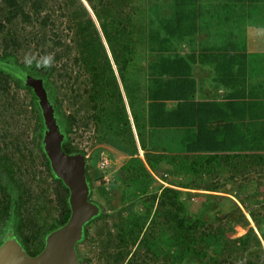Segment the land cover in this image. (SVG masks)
<instances>
[{"label": "trees", "instance_id": "obj_1", "mask_svg": "<svg viewBox=\"0 0 264 264\" xmlns=\"http://www.w3.org/2000/svg\"><path fill=\"white\" fill-rule=\"evenodd\" d=\"M0 1L2 3L0 6V20L2 21V23L0 22V33L7 31L3 43L4 51H0V98L4 99V101L7 99L6 103L8 102L9 104V98L14 88L15 90L25 91L30 96L27 104L24 103L20 106V113L24 117L23 120L29 124L30 129L33 127L32 135L36 150L47 173V176H42L39 180L41 185H39L38 194L36 195L37 207H33L31 206L33 193L30 185L25 180L27 172L25 171V174L22 172L21 167L18 165L19 159L13 158L14 160L9 161L7 158L8 154H5L0 148V247L6 239L12 238L30 256H38L45 249L48 237L64 227L72 213L70 190L62 179L54 173L45 150V137L48 131L40 97L38 96L37 89L39 87L47 93L48 100L54 110L57 125L64 137L62 143L64 152L69 156L84 159L87 162V182L91 190L90 200L99 208V213L86 225L84 242L97 241L102 250V257L107 264H125L124 261L130 254V246L138 243L140 235L144 232V225L147 220L126 222L121 217L116 220L114 215L106 212L107 207L104 204L93 199L96 185L93 181V174L90 173L91 165L86 159L87 153L84 150L81 151L80 147L74 144L72 138L74 127L79 121L77 115L66 114L61 97L64 95L63 87H60L56 80H61L64 77L63 74L58 73L55 63L60 62L65 55H68L66 51L76 50L77 56H75L74 62L78 64L82 61L81 63L85 67L84 71L90 69L94 72L92 89L84 91L86 96H89L86 101L88 103L87 108L92 111L99 110L98 106L100 108L104 107L101 98L106 99V101L109 100V105L112 106L113 112L108 113L106 117L104 116L103 120L106 119L105 121L111 122V116H115L114 120L117 123L115 135L117 138H121L123 132L127 131V135H129L126 138L127 145L125 146L124 141L121 143L117 142L123 149V154L130 157V162L123 167L124 172H127L125 178L129 177V182L135 183L138 187L137 190L146 194V198L142 202H145L148 208L156 206L154 218H161V221L166 226L167 234L164 235L166 245L169 244L171 248L179 245L183 246L185 243L182 239H189L190 241L193 234H197V227L202 228L205 225L202 222V218L207 212L208 201L211 200L212 195H201L192 191H219L223 187L222 183L205 187L197 183V177L207 176V173L210 174L209 176L212 175L214 178H218L215 170L209 169L213 163L216 164V161L219 160L223 165L230 166L231 176L229 181L238 185L239 192H243L244 187L249 185L248 183L250 182H255L258 188L264 185V123L255 126V129L251 126L253 130L251 128L250 135L247 136L245 142L240 140V144H232L237 148L243 145L244 151L248 148L247 150L250 152H246L244 155L241 154L242 156L231 155V153L219 158V149L216 147L219 140L214 138L217 136L214 129L226 117L232 123L239 114L247 112L249 119L254 122L253 125L258 121L261 123V120H264V94L260 97L253 91L248 92V94H253L255 98L250 105H244L245 107L241 103L239 104L238 100H235L233 96L234 100L229 99L226 108L224 103L218 100L228 99L225 93L222 94L223 88H228V86L235 89L240 84H246L249 87L248 90L254 89L255 85H252L250 81L253 79L252 74L260 70V67L258 66L255 70L254 67L246 66L243 63L241 70L239 69L235 72L233 66L235 62L242 58L248 59L250 56H255L253 60L258 61V59L263 57L260 52L256 55L255 49L256 47H263L259 43L264 41V30L260 31L256 26L262 25L264 22V8H262L264 0H226L229 13L220 15L222 17H219L217 22L216 13L207 2L204 4V2L199 0L197 3L191 4L188 0H175L171 6L174 12L176 11L178 14L181 10L184 12L185 21L190 20V23L185 26V22L182 21L184 20L183 17L178 16L177 19L180 22L177 25L187 27L180 34L178 29L169 33L168 30L172 26H178L171 23L168 24L165 20L163 22L166 23L167 27H159L162 19L160 21L155 19L157 14L154 11L160 10V13L164 15L163 6H161L162 4L156 5L157 3H152L151 0H117L118 4L113 2L115 0H60V4L64 6L65 11L70 15L68 29L73 32L72 45H70V48H64L65 45L58 38V34L54 33V39L52 37H44L40 42L47 44L44 45L45 47L51 45V51L55 46L63 47V52L65 53L55 51V54L49 58V47H46V50L43 49V52L40 53V55H45L46 59L32 58V60L30 59L31 61L27 62H22L16 53L17 47H20V45L16 41H12L15 33L8 26H13L14 21L18 18L28 22L33 13L40 17L47 8L48 0ZM210 1L216 4L217 8L224 9L225 7V3L222 4L223 0ZM115 6L120 8L119 13L113 11ZM124 9L127 10L125 13ZM186 14H189V17H186ZM227 15L228 17L225 18L224 16ZM133 19L144 23L148 19L152 20L153 23L150 25L151 29L149 30V34L150 32L152 34L151 42L155 40L152 31L157 34V49H153L155 45H150L149 55H154V53L155 55L154 61L149 63L148 69L143 66L144 63L142 62L143 59L149 60L147 58L148 54L143 53L138 56L137 49H135L137 47L132 49L131 46L132 35L135 40ZM221 21H225V23L220 24ZM72 22L74 23L73 26L71 25ZM42 24L44 28L48 27L49 16L42 19ZM153 24L159 28L156 27L157 29L154 30ZM200 27L214 28L215 39L212 42L198 40L197 44L193 39L187 43L185 36H188V33L184 31H188L189 28L200 31ZM177 34V37H182L180 41L178 39L179 43L171 39ZM197 35L198 33H196ZM148 39L150 40V37ZM141 40H146L144 27H142L138 35V41ZM184 45L189 46L190 50L183 49ZM38 46H40V43H38ZM10 48L14 49L10 51ZM131 61L138 65L139 63L143 64L142 66L140 65L142 69L139 73L145 70V73L148 71L147 73L150 76L151 88L149 87L146 90L149 93L148 98L151 99L153 107L151 121L148 125L153 140L150 141L149 146L146 145L144 138L146 123L142 122L139 114L136 113L135 98L130 94L129 89L131 88H129L128 84L131 80L129 82L125 76L128 71L132 75H134V71L138 73L133 68L129 69ZM115 67L118 70L122 87L118 82L119 80H117ZM194 69H197L200 74H194ZM57 74L59 78H56ZM79 77L77 76L76 80ZM69 78L71 81V76ZM107 78H111V80H107ZM212 82L218 83L219 87ZM136 88L139 89V83H137ZM123 91L130 98V100L128 99V106L125 103ZM258 91L261 92V88ZM72 92L76 101H81V99L85 98L78 91L73 90ZM231 93L233 94L234 92L231 91L228 94ZM134 94L136 97L137 91H134ZM167 95L169 96L166 99L165 96ZM14 97L13 95L12 99ZM159 97L164 99L161 100ZM170 97H173L174 101L168 100ZM131 98H133L132 101ZM147 99L143 97L141 100L147 101ZM167 101L173 102L171 111L167 108ZM217 104L223 106L219 111L213 107L214 105L218 106ZM105 109L106 106L102 111ZM129 113H132L135 128L141 142V149L146 151L149 148L152 151L151 153L146 152L144 159L140 157ZM94 116L92 115L91 117ZM100 118H102L101 114ZM160 125L168 126L163 127L164 133L160 131ZM214 125L216 126L214 127ZM190 126H195V130L186 128ZM112 128L111 125L110 129ZM180 128H183L185 132L188 130L192 135L196 133L194 144L189 145L186 142V139L189 138L178 132ZM168 129L169 131L167 132L166 130ZM9 134V132L2 134L1 138H7ZM77 135L75 133V136ZM176 135H180L181 137H179L184 139L178 140L176 146L164 145L166 139L169 143V141L174 140L172 137H177ZM187 144L193 147H189ZM179 149L186 153L185 156L181 155L183 157L182 161L176 155ZM227 149L228 151L232 150L231 146ZM162 151L167 155L158 153ZM205 152L208 153V157H200L198 160H194L193 154L198 155V153ZM109 160L113 162L112 159ZM162 163L174 164L175 167L172 168L178 177L185 174L194 175L193 179L186 183H181L180 179H177L178 177L172 181L182 184L183 188H188L192 191H181L172 187L163 188L158 185L148 171L147 165L152 169L158 170ZM110 168L111 166L106 171L100 169L97 177L103 182H107L108 176H111ZM106 177L107 180L105 179ZM240 177H245L244 181L237 182ZM122 182L125 183V180L123 179ZM108 186L110 187L111 184ZM113 186L112 190L115 188ZM151 186L156 189L150 192L148 196L149 187ZM160 189L162 191L159 193ZM251 196L253 195H246V198L243 199L244 203L250 200ZM188 197L205 198L206 203L195 207V200L193 202ZM225 198L219 197L220 200H225ZM190 206L194 207L192 211L196 210L193 214L195 216L194 222H191L187 216ZM231 206L235 205L232 203ZM246 206L248 208L250 205ZM233 213L239 214V218L234 221L241 223L246 228L244 222L247 220V216L243 210L240 207H235ZM118 216H121V214ZM250 216L252 219L257 220L259 212L250 210ZM156 222L155 220L153 223L155 224ZM232 222L233 220H226L218 232L224 233L227 237V246L239 245L240 248L235 250L229 247V253L223 264H233L231 260L235 257V252L239 255L238 264H256L254 258L248 257L246 259V256H249L247 253H250L249 248L252 247L246 241L247 236L250 233L255 234V229L251 228L247 230L245 235L232 239L226 235V228ZM92 226L95 228L94 232L90 230ZM115 228L119 232L113 234L112 231ZM257 229L263 230L262 223L258 222ZM155 239L153 237L154 242ZM82 243L77 244L76 247L80 259L79 264H82L79 252V245ZM151 244L152 246L155 245L149 239L144 240L142 244L144 246L143 256L142 258L140 257L141 259L136 264H150L151 260L159 264V255L156 254L155 256L152 252ZM257 244L259 247H263L261 242ZM112 248L115 251L113 253L111 252ZM192 252L195 256L187 258L186 263L192 264L197 261L198 264H204L205 260L202 253L196 250ZM243 254L245 257L242 256ZM128 264L133 263L128 262Z\"/></svg>", "mask_w": 264, "mask_h": 264}, {"label": "rangeland", "instance_id": "obj_2", "mask_svg": "<svg viewBox=\"0 0 264 264\" xmlns=\"http://www.w3.org/2000/svg\"><path fill=\"white\" fill-rule=\"evenodd\" d=\"M112 1V0H111ZM175 0H151L152 3H157L156 5H161L163 6V12L165 13L162 15L160 13V10H155L154 13L157 14V20L162 19V23L159 25L160 28H166L168 24L176 25L178 26V16L183 17L185 22V26L190 23L189 21H185V17L183 16V11L177 12L171 8V6L174 4ZM199 0H188L189 3L194 4L197 3ZM118 4L117 0L113 1ZM200 2H204V4L207 2L208 5H211V9H214L216 13V22L219 21V17H222L220 15L228 14L229 12V7L228 3L226 0H223L222 4L225 3L224 9L222 8H217V5L214 3H211L210 0H200ZM60 0H48V5L46 10H44L41 14L40 17L36 16V14H32L30 20L28 22H24L21 18H18L17 20L14 21L13 26H8L9 29H12V32L15 33L14 39L12 40L13 42L16 41L20 47H17L16 53L19 55V58L22 62H27L31 61L32 58L42 60L46 59L45 55H40V53L43 52V49L46 50V47H49V58H51L54 54L55 51H60L63 52L64 48L69 47L72 45L71 39L73 38V32L68 29L70 25V15L67 11H65L64 6L60 4ZM210 3V4H209ZM1 1H0V6H1ZM264 4V2H263ZM90 9V7L88 6ZM174 8V7H173ZM262 8H264V5H262ZM118 7H114L113 11L119 13ZM176 9V8H174ZM91 11V10H90ZM121 11V10H120ZM124 13L127 11L126 9L123 10ZM92 13V11H91ZM189 14H186V17ZM46 16H49V24L48 27L44 28L42 24V19ZM225 18L228 17L224 16ZM136 20V19H135ZM165 20V22H163ZM134 21V19H133ZM214 21V20H212ZM2 23V21L0 20ZM152 20H147L145 23L143 21H134L133 22V29H134V38L133 35L131 38V46L132 49H137V55L140 56L143 53L148 54L147 59H143V64L139 63V65L133 61H131V64L129 69L133 68L138 71L133 72L134 75L130 71L125 73L126 79L130 82L129 84V89L130 94L133 95L135 98L134 104L136 105V113L139 114L140 120L144 123H146V133L145 135V142L146 145L149 146L150 141L153 140L151 132H150V127L148 126L151 121V114L153 113V107H152V102L149 97L148 89L149 87L151 88V81L149 74L147 73L148 71L143 70L142 72L139 73V71L142 69L141 66L149 68V63L151 61H154V55L150 54L149 55V49L150 45H155L153 49H157V44L158 41L156 39L157 34H154L155 31L153 32V40L152 39V34L149 30L150 25H152ZM225 21H221L220 24H224ZM72 22V26H73ZM154 25V24H153ZM166 25V26H165ZM241 25V24H240ZM99 26V25H98ZM144 27V33L146 35V40H141L138 41V35L140 30ZM156 30L158 26H155ZM158 27V28H159ZM212 27V26H210ZM203 28L200 27V31L192 30L189 28L188 31H184L185 33H188V36H185L187 43L190 42V40H195L196 44L198 40H208L209 42L213 41L215 39V29L214 28ZM187 27H175L172 26L170 30H168L169 33L172 31H176L178 29V33L182 32L185 30ZM256 28L260 29V31L264 30V22L262 25H257ZM166 30V29H164ZM163 30V31H164ZM133 31V30H132ZM6 32L4 31L0 33V51H4V37L6 36ZM54 33L58 34V38L61 40L63 45L65 47H54V49L51 51V45L50 46H44L47 44L41 43V39L44 37H54ZM196 33L198 35L196 36ZM258 33V32H257ZM174 36L171 38L174 40V42L179 43V41L182 39V37H177ZM150 37V40L148 39ZM211 38V40H209ZM54 39V38H53ZM129 42L130 39L128 38ZM150 41V43H149ZM38 43H40V46H38ZM263 47H256V55H258L260 52L261 55L263 56L261 59H258V61L253 60V57L255 56H250L248 59H240L238 62L234 63V70L235 72L238 71L239 69L241 70L242 64L245 63L246 66L250 65V67H254L256 70L258 66L260 67V70L255 71L254 74H252V85L254 86L253 90H248L249 87L246 84H240V86H237L235 89L233 87L228 88H223L224 91L222 94H226V97L228 99H218L219 101L221 100L224 103V107H227V104L230 100H238L239 104L241 103L243 107L244 105H250V103L254 100L255 96L253 94H248V92H255L258 94V96L262 97V94H264V41L259 43ZM186 49L187 51L190 50L189 46L184 45L183 49ZM14 49V48H13ZM13 49H9L12 51ZM243 49V48H241ZM145 50V51H144ZM51 51V52H50ZM144 51V52H143ZM65 53V52H63ZM68 54L67 56L65 55L63 59L60 62L55 63L56 69L58 73L63 74V78H59L58 74L57 77L55 78L58 81V85L60 87H63V93L62 95V100H63V108L66 111L67 115H77L78 118V123H76V126L74 127L73 133L74 135L72 136L74 144L78 145L83 151L82 147L85 148L84 146L86 145V148H88V151L90 153H87L89 155L88 162L91 165L90 173L93 174V181L95 182V188H94V196L93 199L95 201L101 202L104 204L107 209L106 212L110 213L111 215H114L116 220H119L118 217H121L124 221H136L139 222L140 220H147L144 225V232L140 235V238L138 240V243H136L134 246H130V254L127 256L126 260L124 261L125 264H128V262H131L133 264H136L137 261H139L142 256H143V251H144V246L142 244L144 243V240L149 239L151 242L155 243L154 246H152V252L155 254L159 255L158 258V263L159 264H189L188 262L186 263L187 258H192L195 256L193 254V250H196L197 252H201L202 256H204L205 262L204 264H213L215 261V264H223V261L225 260L226 256L229 253L228 249L229 247L231 249H239V245H231L227 246V237L225 236L224 233H219V228L226 222V220H237L239 218L238 213H233L235 207H240L245 215L247 216V220L244 222L246 229L249 230L251 228L255 229V234L250 233L247 236V242L249 245H251L249 248L250 253L249 256H246V259L248 257H252L255 259L256 264H264V185L260 188H258L255 184V182H250L248 183L249 185L244 187L243 192L238 191V185L235 183H232L229 181V177L231 176V171H230V166L223 165L221 161H216V164L213 163L210 170H215V174H218V178H214L212 175L209 176L210 174L207 173V176H199L197 177V183L201 185L202 187L209 186L212 184H218L222 183V188L219 191H212L213 193H197L196 190L192 191L191 189L188 188H182V187H176V189L181 190V191H192L197 194L201 195H212L211 200L208 201V207H207V212L202 218V222L205 224L203 227H197V234H193L192 239L189 241V239H182L185 244L183 246L179 245L178 247L175 246L174 248H171L170 245H166L164 239V235L167 234L166 226L165 224L161 221V218L157 219V217L154 218V212L156 209V206L153 208H148L145 204L143 203L142 200L146 198V194L141 193L136 186V184H132L129 182V177L125 178V175L127 172H124L123 167L130 162V157L126 154H123V149L118 145V143H121L122 141L125 142V146L127 145L126 143V138H128L129 135H127V131L123 132L122 137L117 138L115 135L116 132V127L117 123L114 120L115 116H111L110 121H105L106 119L103 120L104 116L106 117L108 113L113 112L112 106L109 105V100L106 101V99L101 98L103 105L106 109L102 111L103 108L99 107V110H89L87 108L88 103L86 101L89 99V96H86L84 91L86 92V89H92L93 87V76L94 72L90 69L87 71H84V66L82 65V61H80L78 64L74 62L75 56H77V51L72 50V51H66ZM169 57V56H168ZM31 59V60H30ZM247 62V63H246ZM141 65V66H140ZM146 69V70H147ZM116 75H117V80L120 82L119 76H118V70L116 69ZM194 74H200L197 69H194ZM71 76V81L69 80ZM80 76L79 79L76 80V77ZM107 80H111V78H107ZM134 80V81H133ZM139 83V89L136 88L137 83ZM133 81V82H132ZM214 85L219 87V84L216 82H212ZM136 85V86H135ZM155 85V84H153ZM14 88V86H12ZM259 92L258 90H260ZM147 89V90H146ZM73 90L78 91V93H81L84 95V99H81V101H76L74 99L73 95ZM134 91H137V96L135 97ZM234 92L232 95L228 94L230 92ZM259 92V93H258ZM12 95L9 98L10 103H6L4 99L2 100L0 98V149L3 151L5 154H8L7 158L9 161H12L13 158H16L17 160L19 159V166L22 169V172L25 174V171L27 172L26 174V181L31 187V192L33 193V198L31 199V206L37 207V198L36 195L38 194V188L39 185V180L41 177L47 176V173L45 171L44 166L42 165V161L39 158V154L36 150V146L34 143L33 135H32V128L30 129L29 124L23 120V115L20 110V106L23 105L24 103L27 104V101H29L30 96L22 90H14L11 92ZM15 96L12 99V96ZM231 95V97H230ZM123 96L125 98V103L128 106V99L130 100L128 94L126 95L123 91ZM169 95L165 96L167 99ZM233 96V98H232ZM264 96V95H263ZM148 98L146 100H141L142 98ZM230 97V98H229ZM133 98H131L132 101ZM159 99L163 100V97H159ZM160 100V101H161ZM168 100L174 101L173 97H170ZM172 101H167V108L169 111L172 109L173 102ZM78 102V103H77ZM100 103V102H99ZM118 104V103H117ZM218 105V104H217ZM223 105V104H222ZM84 106V107H83ZM110 106V107H109ZM216 108L215 110H221L223 106L218 105V106H213ZM155 108V107H154ZM98 109V108H97ZM129 110V107H128ZM102 111V112H101ZM100 114L102 118H100ZM94 117H91V116ZM97 118V119H96ZM129 119L131 121V126L133 127V132L135 135L136 143L138 145V149L140 152V157L145 158V153H151V149L147 148L146 151L141 149V142L139 140V136L137 134V130L135 128V123L133 121L132 113H129ZM192 123L194 124V120L192 119ZM254 124L252 120L249 119V115L247 112H244L242 114H239L236 118H234V121L231 123V121L226 117L222 122L219 123V125L214 129L215 133H223L224 136L222 140L219 139L218 144L216 147L219 149V158L220 157H225L226 155H244L248 151L246 148V151H244V146H240L239 148L235 147V145L232 144H240V140H245L247 139V136L250 135L251 128L253 127L255 129V126L264 123V120H261V123ZM232 124V126H230ZM112 125V129L111 128ZM160 131L162 133L165 132L163 127H168L167 125H160ZM230 126V127H229ZM252 126V127H251ZM195 130V126H190L186 127ZM252 128V130H253ZM167 132L169 131L166 130ZM9 132V137L7 138H1L2 134H6ZM179 133L182 135L186 136L189 139H186V142L189 145L194 144V140L196 138L195 134H191L188 130L185 132L183 128H180L178 130ZM183 132V133H182ZM75 133L78 135L75 136ZM93 137L90 138V147H87V135L89 134ZM121 134V133H120ZM177 137H172V139L169 141L166 139L164 142V145H174L176 146L177 141L180 139L178 135ZM90 137V136H89ZM119 141V142H118ZM5 142V143H4ZM118 142V143H117ZM242 142V143H244ZM152 143V142H151ZM241 143V144H242ZM187 144V146H189ZM231 146V152L230 150L228 151V147ZM193 147V146H189ZM179 148V147H178ZM161 155H167L165 152H158ZM262 153V152H261ZM159 154V155H160ZM242 154V155H241ZM252 154V153H251ZM264 154V151H263ZM160 155V156H161ZM177 157L182 161L181 155L185 156L186 153L182 152V150H178V153L176 154ZM109 159H112L111 163V168H110V175L108 176V181L103 182L100 180L97 176L99 175L100 170L99 164L101 162V157H108ZM194 160H198L200 157H208V153H198V155L193 154ZM14 160V159H13ZM162 166L156 169H152L147 165L148 171L152 174L153 178L156 180V183L158 185H161L163 188L164 187H172L174 186V182H172L174 179L178 177L175 171H173V168L175 167L174 164H168V163H162ZM172 165V166H171ZM188 166V165H187ZM173 167V168H172ZM186 168V164H185ZM208 169V171H209ZM28 175V176H27ZM127 176V175H126ZM194 175L188 174V175H182L179 176L177 179L181 180V183H186L192 180ZM196 177V176H195ZM128 178V179H127ZM125 180V183L122 182V180ZM219 179V180H218ZM245 177H240L238 178L237 182L244 181ZM250 179V178H249ZM128 180V181H127ZM251 180V179H250ZM170 182V183H169ZM229 182V183H228ZM105 183V184H104ZM111 186L109 187L108 185ZM112 185L115 186V188L112 190ZM155 185V184H154ZM152 185V186H154ZM113 186V187H114ZM149 187V193L155 190L156 188ZM158 187V186H155ZM175 187V186H174ZM184 189V190H183ZM162 190L160 189L159 193ZM204 191V190H202ZM134 194V198H133ZM252 194L253 196L250 197V200L246 201L244 203L243 199L246 198V195ZM147 196V197H148ZM219 197H226L225 200H220ZM189 198V197H188ZM194 198V199H193ZM187 200V198H185ZM192 199L194 202L195 207H199L201 204L206 203L205 198H197V197H192L189 198ZM228 199V200H226ZM191 201V202H192ZM243 201V202H242ZM232 203L235 206H231ZM246 205H250L248 208ZM192 206H190V210L188 211V218L191 220V222H194L195 216L193 214L195 211H192ZM151 209V210H150ZM150 210V211H149ZM250 210L259 212V216L257 220L252 219L250 216ZM121 214V216H118ZM55 215V214H54ZM181 215V214H179ZM254 218V217H253ZM157 221L155 224L153 222ZM258 222L262 223L263 230L257 229ZM125 226V225H124ZM112 227V226H111ZM94 226L90 227V230L94 232ZM163 233H162V232ZM92 232V233H93ZM113 234L118 233V229H114L112 231ZM228 232H231V230H227L226 228V235ZM153 237H155V242L153 240ZM258 242H261L263 247H259L257 244ZM181 247V248H180ZM115 248V247H114ZM114 248L111 249V252H115ZM79 252L82 258V264H107L105 259L102 257V250L100 248V245L97 241H89V242H84L81 245H79ZM235 257L232 258V263L233 264H238L237 261L239 260V255L237 252H235ZM245 257V255H242ZM141 257V258H140ZM259 257V259H257ZM183 258V259H182ZM231 259V258H230ZM193 260V259H192ZM194 261V260H193ZM150 264H156L155 262L150 261ZM192 264H198L197 261H194Z\"/></svg>", "mask_w": 264, "mask_h": 264}, {"label": "water", "instance_id": "obj_3", "mask_svg": "<svg viewBox=\"0 0 264 264\" xmlns=\"http://www.w3.org/2000/svg\"><path fill=\"white\" fill-rule=\"evenodd\" d=\"M37 90L48 131L45 150L54 173L70 190L72 213L68 223L48 237L45 249L38 256H30L18 242L6 239L0 247V264H79L77 244L84 242L85 227L99 213V208L90 200L87 162L64 152V137L47 93L41 87Z\"/></svg>", "mask_w": 264, "mask_h": 264}, {"label": "built area", "instance_id": "obj_4", "mask_svg": "<svg viewBox=\"0 0 264 264\" xmlns=\"http://www.w3.org/2000/svg\"><path fill=\"white\" fill-rule=\"evenodd\" d=\"M89 134V133H88ZM90 136V137H89ZM89 136L87 135V147H90V138L93 139V137L89 134ZM85 148L82 147V149L87 152V153H90L88 151V148H86V145L84 146ZM86 158L88 159L89 158V155L86 156ZM111 160L108 159V157H102L101 159V162L99 164V168L101 170H107V168L109 166H111ZM107 180V177L105 178ZM231 230V232H228L227 236L229 238H238V237H241L243 235H245L247 233V229L241 224V223H238L237 221H233L232 223H230L229 227L227 228V230Z\"/></svg>", "mask_w": 264, "mask_h": 264}, {"label": "crops", "instance_id": "obj_5", "mask_svg": "<svg viewBox=\"0 0 264 264\" xmlns=\"http://www.w3.org/2000/svg\"><path fill=\"white\" fill-rule=\"evenodd\" d=\"M216 125H214V127H215ZM217 134V136L216 137H214V138H217L216 140H222L223 139V137H221L222 135L224 136V134L223 133H216ZM217 144H218V142H217ZM206 154H207V152H205ZM181 181V180H180ZM170 183V182H169ZM175 185V187L174 186H172V188H174V189H176V187H182V184H178V183H174ZM171 187V186H170ZM183 188V187H182ZM186 189V188H185ZM178 190V189H177ZM184 190V189H183ZM194 191V190H193ZM213 190H210V191H206V190H204V191H202V190H196V192L197 193H199V192H201V193H207V192H209V193H213L212 192ZM208 194V193H207Z\"/></svg>", "mask_w": 264, "mask_h": 264}, {"label": "clouds", "instance_id": "obj_6", "mask_svg": "<svg viewBox=\"0 0 264 264\" xmlns=\"http://www.w3.org/2000/svg\"><path fill=\"white\" fill-rule=\"evenodd\" d=\"M87 159V158H86ZM87 161H88V159H87Z\"/></svg>", "mask_w": 264, "mask_h": 264}]
</instances>
